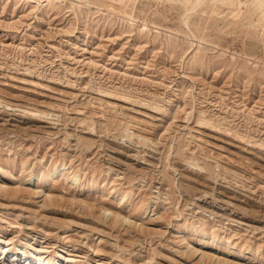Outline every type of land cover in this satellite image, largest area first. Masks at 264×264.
Segmentation results:
<instances>
[{"label": "rangeland", "instance_id": "1", "mask_svg": "<svg viewBox=\"0 0 264 264\" xmlns=\"http://www.w3.org/2000/svg\"><path fill=\"white\" fill-rule=\"evenodd\" d=\"M0 264H264V0H0Z\"/></svg>", "mask_w": 264, "mask_h": 264}, {"label": "bare ground", "instance_id": "2", "mask_svg": "<svg viewBox=\"0 0 264 264\" xmlns=\"http://www.w3.org/2000/svg\"><path fill=\"white\" fill-rule=\"evenodd\" d=\"M34 1H36L38 4H49L50 2H51V0H34ZM60 1V0H59ZM135 2L137 1V0H134ZM141 1V0H140ZM204 1V0H203ZM72 2H74L75 4H76V2L75 1H72ZM79 3V2H78ZM87 3V2H86ZM85 3V4H86ZM73 4V3H72ZM87 7V8H92L90 5H82V3H81V5L80 4H77V6H75V7H78L79 9H82L83 7ZM133 22V21H132Z\"/></svg>", "mask_w": 264, "mask_h": 264}]
</instances>
